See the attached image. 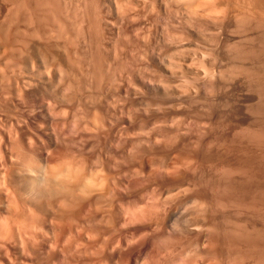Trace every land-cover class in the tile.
Returning <instances> with one entry per match:
<instances>
[{"label": "clouds", "instance_id": "9594fccd", "mask_svg": "<svg viewBox=\"0 0 264 264\" xmlns=\"http://www.w3.org/2000/svg\"><path fill=\"white\" fill-rule=\"evenodd\" d=\"M0 264H264V0H0Z\"/></svg>", "mask_w": 264, "mask_h": 264}, {"label": "bare ground", "instance_id": "6f19581e", "mask_svg": "<svg viewBox=\"0 0 264 264\" xmlns=\"http://www.w3.org/2000/svg\"><path fill=\"white\" fill-rule=\"evenodd\" d=\"M113 135L114 133L112 134H105L101 137L100 139V146H101V149L104 151V152H107L110 150V142L113 138Z\"/></svg>", "mask_w": 264, "mask_h": 264}]
</instances>
